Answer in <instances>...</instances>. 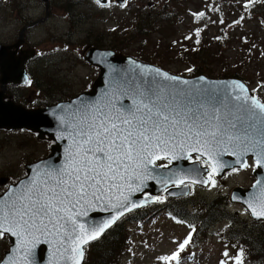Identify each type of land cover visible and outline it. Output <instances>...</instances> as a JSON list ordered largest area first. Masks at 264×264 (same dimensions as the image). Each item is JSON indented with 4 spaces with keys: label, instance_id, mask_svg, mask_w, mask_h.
<instances>
[{
    "label": "rangeland",
    "instance_id": "rangeland-1",
    "mask_svg": "<svg viewBox=\"0 0 264 264\" xmlns=\"http://www.w3.org/2000/svg\"><path fill=\"white\" fill-rule=\"evenodd\" d=\"M246 2L124 0L123 4L112 1L106 8H99L93 0H49V17L32 26L33 21L45 16L46 8L40 0H0V42L14 41L23 30L24 47H36L42 54L27 64V72L40 91L36 93L32 85L26 88L11 85L6 91L19 103L23 97H28V104L23 105L29 107L45 100L52 103L82 91L97 75L96 69L83 60L86 50L83 46L97 43L158 62L161 67L180 75H185L191 65L198 63L209 76L239 72L251 88L262 82L259 95L264 100V13L249 14ZM61 5L67 6L61 10ZM158 13L161 17L153 19ZM150 18L156 22L147 31ZM225 34L230 39L236 38L238 43L232 48L221 45ZM194 46L201 48L194 49ZM193 51L200 54L193 57ZM197 57L200 59H191ZM201 59L205 63H200ZM50 144V138L36 139L25 132L0 130V176L7 174L6 177L14 178L23 171L25 163L45 156ZM254 169L252 162H248L243 169L225 171L217 180L211 178L207 187H199L194 199H204L208 204L215 196L223 194L226 214H236L238 223L250 222L249 214L240 204L232 203L229 195L236 186L246 188L252 184ZM191 209L187 207L188 211ZM153 216V219L147 217V222L141 226L131 218L124 223V242L113 244L112 264H230L233 261L235 246H226L219 237L226 220L205 230L201 228L199 231L203 232L192 245L188 248L185 244L181 250L180 244L190 234L188 226L170 218L163 209ZM252 222L258 224L261 220ZM4 247L5 243H0V250ZM173 252L178 253L176 259H160L170 257Z\"/></svg>",
    "mask_w": 264,
    "mask_h": 264
},
{
    "label": "snow or ice",
    "instance_id": "snow-or-ice-1",
    "mask_svg": "<svg viewBox=\"0 0 264 264\" xmlns=\"http://www.w3.org/2000/svg\"><path fill=\"white\" fill-rule=\"evenodd\" d=\"M156 75L179 81L178 77L161 73L159 69ZM180 83L187 84L188 81ZM233 83L241 93L245 91L242 84ZM123 96L130 98L131 104L124 103ZM123 96L117 97L118 107L112 103L107 111L95 109V104L82 105L83 118L77 125L70 126L72 131L68 133L72 143L66 163L61 167L48 165L47 179L39 182L33 179L7 200H0V238L6 233L18 238L19 244L13 252L23 248L21 259L25 264L32 255V249L26 245L40 242L36 233L58 237L57 251L63 248L59 254L65 264H78L76 253L83 255L79 245L87 242L83 237L96 239L117 216L97 225L88 235V229L75 219L79 213L73 209L88 197L99 200L112 189H119L118 180L151 178L147 176L148 165L161 159L159 152H171L172 159H178L177 147L182 151L204 148L211 155L215 151L213 146L233 144L243 147L239 155L253 151L258 157L257 163H264V103L255 97L233 94L231 98L240 103L234 105V112L226 111L222 115L221 108L227 109L228 103L214 92L197 97L190 90L155 84L154 87L128 90ZM89 112H93L91 117ZM236 162L246 166L239 157ZM224 166L227 165H220ZM260 200L259 214L264 215V189ZM122 206L123 202L119 200L111 204L112 208ZM257 214L253 208V215ZM187 243L186 239L180 249ZM177 257L178 253L173 252L170 257L160 259ZM3 264H18V261L13 257Z\"/></svg>",
    "mask_w": 264,
    "mask_h": 264
},
{
    "label": "water",
    "instance_id": "water-1",
    "mask_svg": "<svg viewBox=\"0 0 264 264\" xmlns=\"http://www.w3.org/2000/svg\"><path fill=\"white\" fill-rule=\"evenodd\" d=\"M118 1L121 2L122 0ZM105 2L106 0H100L99 3L103 4ZM19 43L20 42L17 41L12 45H0V128L9 129L24 127L39 132V136L49 134L55 141V144L51 146V152L45 158L25 166L27 175L20 178L17 184L10 187L4 195H0V200H7L13 192H18L22 189L23 184L33 179H36L37 182L47 179L45 172L48 165L61 167L66 163L67 151L72 143L68 133L72 131L70 126L77 125L83 118L82 105L95 104V109L100 111H107L108 106L112 103H116L118 107L117 97H122L126 90L132 89V84L136 83L137 80H143L146 76H151L154 84H163L169 87L190 90L197 97H204L209 92H214L216 96L221 99H226L228 103L227 109L221 108L222 115L226 111L234 112V105L240 103L231 99L232 94L255 97L251 95L247 85L238 78L210 79L204 76L191 79L181 78L157 68L154 65L141 62L127 55L116 54L111 50L89 48L85 55L86 60L100 67L99 76L94 80L90 90L82 92L67 101L47 105L43 108L26 109L19 104H14L11 100H4V86L7 82L23 83L27 80L23 65L24 61L29 57L28 54L30 52L19 57L15 56L14 50H10L12 47L17 48ZM157 69H159L161 73H167L169 76L178 77L179 81H169L163 79L161 76H157ZM180 81H188V83L183 84L180 83ZM233 82L242 84L245 91L241 93L240 89L236 88ZM123 102L131 104L132 101L127 96H123ZM213 103H215V101H213ZM208 111L209 114H211V108H209ZM92 114L93 112H89V117H91ZM213 147L215 151L212 152L211 155L207 150L205 151L204 148H201L198 152L204 155L207 160L209 159L219 174H222L224 170L232 167L242 168L241 164L236 162L238 157L245 165L248 156L255 161L258 169L254 171L256 180L253 185L247 189L241 187L234 188L231 192L230 199L231 201L244 204L255 221L264 220V215L259 214L261 211V191L264 189V163H257L258 157L253 151H248L244 155H239L243 151L242 146L236 147L233 144H221ZM179 149L175 153L179 157L178 159H172L171 152H169L170 154L164 152L157 153L161 158L167 155L173 163L166 168L155 166L154 163L149 164L147 176L151 178L142 177L141 179H137L133 177L131 181L125 178L123 182L118 180L117 183L121 185L119 189H112L99 200L88 197L87 201H82L73 209L74 212L79 213V215L75 217L78 224H83L85 228L88 229V235H91L92 230L95 229L97 225H102V222L111 220L112 216H117L118 219L125 213L138 209L154 200L147 195H143L144 192L155 194L171 183H182L181 181L184 180L204 183L202 175L206 169L198 168V174L196 175L195 172H190L188 178H182L181 172L178 173V167L181 166V168H184L186 165L184 161L185 157L189 155L187 148L183 151ZM181 153L184 154L181 155ZM227 155H229V157ZM220 165L227 166L220 167ZM193 166L194 165H188L187 167ZM129 184L131 185L130 187ZM185 189L169 187L165 193L170 196H179L187 193V187H185ZM124 197H127V200H124ZM118 200L123 202V206L112 208L111 204L117 203ZM250 204L252 207L249 206ZM253 208H255L258 213L257 215H253ZM117 219L111 223H114ZM78 233L79 229H77V234ZM102 233H100V235ZM6 234L10 237L11 245L9 250L4 253V256L0 260V264H3V261L13 257L17 259L18 264H25V261L21 259L24 256V249L21 248L17 253L13 252V248H16L19 244L18 238L12 236L10 233ZM36 236L40 241L39 243L26 245V247L32 249V255L28 257L27 264H65V260L61 258L59 254L63 252V248L57 251L58 244L56 241L58 237L42 233H36ZM83 239L87 240V242L79 245V251L82 253L84 246L92 241L88 240L87 236H84ZM65 247H69V245H65ZM76 259L78 260V264H81L83 255H80L79 252L76 253Z\"/></svg>",
    "mask_w": 264,
    "mask_h": 264
},
{
    "label": "trees",
    "instance_id": "trees-1",
    "mask_svg": "<svg viewBox=\"0 0 264 264\" xmlns=\"http://www.w3.org/2000/svg\"><path fill=\"white\" fill-rule=\"evenodd\" d=\"M258 11H263V14L264 5L261 4L259 8L255 9V13H258ZM153 23H155V21L150 18L146 28L147 31L151 29ZM225 40L226 38H224L222 44L225 43ZM198 48L200 49L201 46H198ZM199 54V51L191 52L193 57ZM191 59L196 61L200 58L197 57L195 59ZM203 61L204 60L200 61V63H205ZM191 72L193 74L205 73L199 63L191 65ZM232 74V76L241 77L239 72H232ZM226 76H230V74H226ZM194 198L196 197L187 196L171 199L172 202L168 207L169 213L177 218V220L188 224L190 223L194 229L195 224L197 225V228L194 231V238L196 235H199V233L203 232V230L213 226L216 222L220 220H227L230 224L219 232V237L227 244H232L235 246L234 248L238 252L237 257H239V264H261L264 261V221H261L258 224L253 223L252 221L238 223L237 220L239 218L236 214H226V209L224 207L226 199L224 198V195H218L208 204L203 202L204 199L200 198L199 201H196ZM189 206H191L192 209L188 211L187 207ZM153 208H155V211ZM157 209V206L152 205L150 206V209H148L149 211L147 208H141L129 213L127 217L135 219V221L137 220L144 222L146 216H149L153 212L156 213ZM124 228L125 227L122 225V223L118 221L99 239L88 244L85 250L83 264H112L114 261L112 259L113 244L115 242H119L122 245L124 242ZM201 228L204 229L199 231ZM238 235L241 236L240 240L237 239L239 237ZM110 260L111 262H109Z\"/></svg>",
    "mask_w": 264,
    "mask_h": 264
},
{
    "label": "flooded vegetation",
    "instance_id": "flooded-vegetation-1",
    "mask_svg": "<svg viewBox=\"0 0 264 264\" xmlns=\"http://www.w3.org/2000/svg\"><path fill=\"white\" fill-rule=\"evenodd\" d=\"M49 17V11L46 9V11H45V16L44 17H42L41 19H47ZM32 26H33V22H32V24H31ZM11 85H15L16 86V84H8V86H11ZM8 94V93H7ZM9 95V94H8ZM11 96V95H10ZM12 97V96H11Z\"/></svg>",
    "mask_w": 264,
    "mask_h": 264
},
{
    "label": "bare ground",
    "instance_id": "bare-ground-1",
    "mask_svg": "<svg viewBox=\"0 0 264 264\" xmlns=\"http://www.w3.org/2000/svg\"><path fill=\"white\" fill-rule=\"evenodd\" d=\"M36 22H33V24H35Z\"/></svg>",
    "mask_w": 264,
    "mask_h": 264
}]
</instances>
